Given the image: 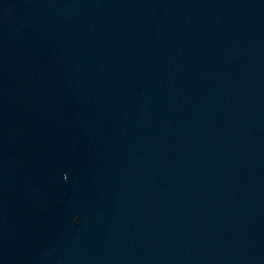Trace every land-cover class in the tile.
I'll return each instance as SVG.
<instances>
[{
    "label": "water",
    "instance_id": "water-1",
    "mask_svg": "<svg viewBox=\"0 0 264 264\" xmlns=\"http://www.w3.org/2000/svg\"><path fill=\"white\" fill-rule=\"evenodd\" d=\"M0 264H264V0H0Z\"/></svg>",
    "mask_w": 264,
    "mask_h": 264
}]
</instances>
